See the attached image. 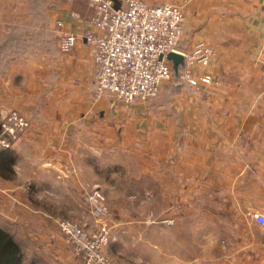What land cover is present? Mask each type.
Listing matches in <instances>:
<instances>
[{
    "label": "crops",
    "instance_id": "0c3cea01",
    "mask_svg": "<svg viewBox=\"0 0 264 264\" xmlns=\"http://www.w3.org/2000/svg\"><path fill=\"white\" fill-rule=\"evenodd\" d=\"M38 1L0 2V117L16 110L31 124L0 150V229L22 251L18 234L30 235L40 252H57V219L88 211L90 185L83 165L72 161L80 140L97 154L118 149L143 172L159 164L167 217L169 204L179 218L189 209L195 216L194 203L206 202L224 220L215 228L224 234V263L263 264L264 227L252 215L264 214V0H145L184 7L180 53L201 42L215 53L207 66L184 57L180 75L189 65L192 77L210 74L212 82L196 88L173 73L157 97L131 104L98 91L89 43L79 39L67 53L59 48L56 22L80 36L95 14L88 0ZM44 14L52 16L51 40Z\"/></svg>",
    "mask_w": 264,
    "mask_h": 264
},
{
    "label": "built area",
    "instance_id": "2783aa9c",
    "mask_svg": "<svg viewBox=\"0 0 264 264\" xmlns=\"http://www.w3.org/2000/svg\"><path fill=\"white\" fill-rule=\"evenodd\" d=\"M126 1L125 8H117L114 0H88L95 10L88 22L89 28L77 36L58 20L55 32L64 53L71 51L79 39L92 46L97 67L94 82L99 92L110 93L125 104L147 102L158 95L164 82L173 78L166 56L170 52L180 53L186 16L182 5ZM214 53L213 48L201 42L182 55L187 64L207 66ZM180 78L196 88L212 82L210 74H204L200 79L192 77L189 65L183 69ZM30 127V121L20 112L8 110L3 113L0 117V150L10 149ZM86 200L98 224L97 231L91 233L86 224L78 221H60L61 234L85 264H120L106 254L111 229L107 223L110 210L103 195L99 189H94ZM252 217L264 227V214L256 212Z\"/></svg>",
    "mask_w": 264,
    "mask_h": 264
},
{
    "label": "rangeland",
    "instance_id": "374dc122",
    "mask_svg": "<svg viewBox=\"0 0 264 264\" xmlns=\"http://www.w3.org/2000/svg\"><path fill=\"white\" fill-rule=\"evenodd\" d=\"M29 1L21 0L20 5ZM40 2L52 3L51 0ZM42 19L44 31L51 40L52 16L44 14ZM12 45V49L16 47L15 43ZM47 45L52 48L50 41ZM105 150V153L97 154L90 145L87 147L84 141L77 140L72 150V161L76 167L83 165L80 173L90 185L88 193L99 189L109 207L107 223L111 232L106 254L111 260L120 264H225L224 234L215 230L224 225V220L215 217L208 203H194L195 216H190L192 211L189 209L185 217L179 218L175 212L176 204H169L170 217H167L160 197V165L156 164L153 171L143 172L138 164L129 162L114 151L118 149ZM43 206L47 208L48 203H43ZM87 209V213L82 211L83 215L80 211H73V215L80 214L78 218L57 219L56 231L59 236L56 234L53 238L57 244V252L53 256L47 251H38L36 241L30 235H16L26 264H85L61 234L59 222L78 221L95 233L98 224L90 213L89 204ZM248 227L253 232L258 230L252 224H248Z\"/></svg>",
    "mask_w": 264,
    "mask_h": 264
},
{
    "label": "trees",
    "instance_id": "16d2710c",
    "mask_svg": "<svg viewBox=\"0 0 264 264\" xmlns=\"http://www.w3.org/2000/svg\"><path fill=\"white\" fill-rule=\"evenodd\" d=\"M24 260V253L14 237L0 229V264H24Z\"/></svg>",
    "mask_w": 264,
    "mask_h": 264
},
{
    "label": "water",
    "instance_id": "95a60500",
    "mask_svg": "<svg viewBox=\"0 0 264 264\" xmlns=\"http://www.w3.org/2000/svg\"><path fill=\"white\" fill-rule=\"evenodd\" d=\"M166 60L171 63V67L174 73V76L177 79H180V68H183L185 65L184 56L178 52H170L166 56Z\"/></svg>",
    "mask_w": 264,
    "mask_h": 264
}]
</instances>
